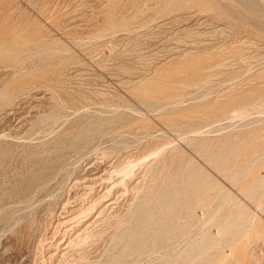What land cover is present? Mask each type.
Returning <instances> with one entry per match:
<instances>
[{
	"label": "rangeland",
	"instance_id": "rangeland-1",
	"mask_svg": "<svg viewBox=\"0 0 264 264\" xmlns=\"http://www.w3.org/2000/svg\"><path fill=\"white\" fill-rule=\"evenodd\" d=\"M0 264H264V0H0Z\"/></svg>",
	"mask_w": 264,
	"mask_h": 264
},
{
	"label": "bare ground",
	"instance_id": "bare-ground-1",
	"mask_svg": "<svg viewBox=\"0 0 264 264\" xmlns=\"http://www.w3.org/2000/svg\"><path fill=\"white\" fill-rule=\"evenodd\" d=\"M255 7V6H254ZM256 7H258V6H256ZM136 165V164H135ZM132 166H133V163H132ZM131 166V163H130V165L129 166H127V167H125V168H123L122 170H119L118 171V173H122V172H124V173H126V171L129 169V168H131L132 167ZM132 169V168H131ZM132 171V170H131ZM132 173V172H131ZM127 174H129V173H127ZM123 176V175H122ZM114 182H115V180H114ZM87 183V182H86ZM85 184V183H84ZM93 184V183H92ZM110 185V184H109ZM73 188V187H72ZM115 192V191H114ZM116 193V192H115ZM65 194V193H64ZM80 194V193H79ZM82 195V194H81ZM66 201V200H65ZM82 202V201H81ZM66 204V203H65ZM72 204V203H71ZM71 211V210H70ZM70 213V212H69ZM64 216V215H63ZM98 221V220H97ZM97 223V222H96ZM55 229V228H54ZM259 234H261L260 232H259ZM93 235L94 234H92V233H90L89 231H85L84 233H82L81 235H80V237L78 238L79 239V242L78 243H83V242H87V241H89L92 237H93ZM71 238V237H70ZM57 240V239H56ZM62 240V239H61ZM64 254H66V253H64Z\"/></svg>",
	"mask_w": 264,
	"mask_h": 264
}]
</instances>
